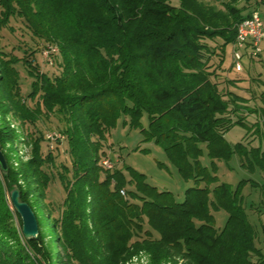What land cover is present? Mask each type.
Segmentation results:
<instances>
[{
	"label": "trees",
	"instance_id": "obj_1",
	"mask_svg": "<svg viewBox=\"0 0 264 264\" xmlns=\"http://www.w3.org/2000/svg\"><path fill=\"white\" fill-rule=\"evenodd\" d=\"M226 8L200 0H0V34L21 19L46 42L43 53L56 47L47 58L56 55L61 69L50 76L35 50L20 57L0 38V147L8 163L0 167V264H124L140 253L148 264H264L243 196L247 184L264 196V90L261 105L251 107L230 88L234 81L219 80L225 48L251 14ZM19 63L32 77L26 95ZM242 111L258 119L250 124ZM145 113L148 128L141 126ZM51 115L63 122V138L53 142L37 127ZM122 116L195 182L183 201L129 165L115 167L110 158L112 168L102 164L104 143ZM236 125L258 143H229ZM64 138L70 164L58 165ZM202 145L209 167L201 163ZM235 153L242 166L263 172L262 182H219L218 160ZM55 179L65 191L58 205L47 200ZM12 189L35 213L36 237L23 233ZM221 209L228 218L218 229L213 211ZM260 231L264 238V223Z\"/></svg>",
	"mask_w": 264,
	"mask_h": 264
},
{
	"label": "rangeland",
	"instance_id": "obj_2",
	"mask_svg": "<svg viewBox=\"0 0 264 264\" xmlns=\"http://www.w3.org/2000/svg\"><path fill=\"white\" fill-rule=\"evenodd\" d=\"M209 5H214L219 9H227L226 5L230 3L240 9L243 15L257 11L264 18V0H200ZM3 48L6 51L12 52L20 57L27 55V53L35 50L34 58L40 69L54 76L60 72V67L57 64V56L51 55V59L47 58L43 50L46 42L34 37L31 31L26 27L25 23L19 19H12L10 25L4 28L0 34ZM212 46L217 45V42L210 41ZM241 52L240 64L241 69L236 68L234 60V46L228 45L225 48V58L223 70L220 74L219 80L230 79L234 81L230 88L241 95L247 97L246 105L251 107H259L260 94L264 90V52L250 55L244 52L242 48L237 49ZM21 73L22 92L26 95L31 90L32 77L28 75L25 66L18 64ZM224 84L220 86L223 87ZM246 115V120L253 124L258 119V114L255 112L242 111ZM123 119L129 120V117L122 116L114 127L106 142L103 150L105 154L103 159H109L114 163L115 167H121L123 164L129 165L137 171L144 173L146 181L158 187L159 190H169L173 192L177 201L181 202L185 199L186 190L195 186V182L191 179H184L179 173L177 166L171 161L164 148L155 143L154 140H143L144 136L141 128L131 127L129 123L123 124ZM13 124H18L13 120ZM141 126L148 128L149 118L145 113L141 119ZM37 127L41 129L45 135L56 130L61 131L63 122L56 116L51 115L46 118L43 117L37 123ZM27 131H32L34 127L29 125L25 127ZM247 128L236 125L226 134V139L233 144L240 140L245 142L251 141L252 145L258 143V138L252 133H247ZM59 147L55 150L57 164H70V154L68 151L67 138L58 142ZM139 146V149L137 147ZM203 146V155L201 156V163L209 167L211 158L207 154V148ZM47 142H43V151L47 152ZM146 149V150H143ZM28 151V148H20L22 153ZM102 160V159H101ZM59 168V167H58ZM58 168H54L56 172ZM217 175L219 182H227L233 188L237 183L245 178H251L258 182L263 181V172L256 167L254 171L242 166L241 157L238 154H233L228 161L218 160ZM214 186V185H213ZM65 196L64 187L58 179H55L50 184L48 189V201H52L57 205L61 203ZM244 205L250 215L251 221L257 224L258 227V246L264 249V238L261 235L260 224L264 223V196H262L259 188H253L247 184L243 188ZM55 204V205H56ZM56 205V206H57ZM55 214H58V209ZM215 216V226L218 229L223 228L227 218L228 212L221 209L213 211ZM17 221V219H16ZM18 224V223H17ZM124 264H148V258L144 253L135 255L128 259ZM180 264V261L179 263Z\"/></svg>",
	"mask_w": 264,
	"mask_h": 264
},
{
	"label": "built area",
	"instance_id": "obj_3",
	"mask_svg": "<svg viewBox=\"0 0 264 264\" xmlns=\"http://www.w3.org/2000/svg\"><path fill=\"white\" fill-rule=\"evenodd\" d=\"M234 46V60L236 68L241 69L240 58L241 52H238V48H242L244 52L250 55H256L263 52L264 49V18L257 11H254L250 16L245 17L237 24L236 41ZM56 47H48L44 53L46 57L49 56L50 52L56 51ZM47 138L50 141L62 139L63 136L58 131H51L47 134ZM102 164L106 168H112L113 164L109 159H103ZM124 194V190H121Z\"/></svg>",
	"mask_w": 264,
	"mask_h": 264
},
{
	"label": "water",
	"instance_id": "obj_4",
	"mask_svg": "<svg viewBox=\"0 0 264 264\" xmlns=\"http://www.w3.org/2000/svg\"><path fill=\"white\" fill-rule=\"evenodd\" d=\"M0 167L6 170L8 167L7 160L0 147ZM12 204L22 219L23 233L29 237H36L38 234V222L32 208L27 202L20 200V193L17 189H12L10 193Z\"/></svg>",
	"mask_w": 264,
	"mask_h": 264
}]
</instances>
